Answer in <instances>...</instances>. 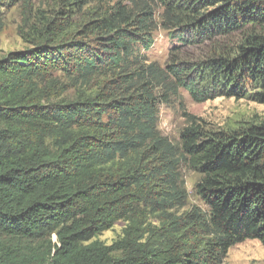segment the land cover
<instances>
[{
    "label": "trees",
    "instance_id": "1",
    "mask_svg": "<svg viewBox=\"0 0 264 264\" xmlns=\"http://www.w3.org/2000/svg\"><path fill=\"white\" fill-rule=\"evenodd\" d=\"M59 2L50 17L0 0V33L22 4L30 44L0 58V264H224L264 244V120L185 113L178 142L160 129L182 90L264 103V0ZM159 29L173 41L162 64L145 55ZM182 167L205 206L179 213ZM121 220V238L93 240ZM53 234L45 256L23 244Z\"/></svg>",
    "mask_w": 264,
    "mask_h": 264
},
{
    "label": "rangeland",
    "instance_id": "2",
    "mask_svg": "<svg viewBox=\"0 0 264 264\" xmlns=\"http://www.w3.org/2000/svg\"><path fill=\"white\" fill-rule=\"evenodd\" d=\"M32 4L34 9H43L50 17L56 16V12L63 9L59 0H32ZM23 11L22 4L4 10V26L0 33V58L10 52L26 50L30 47L24 36L25 19ZM86 13L74 16L76 26L77 22L81 18H84ZM155 36L157 40L155 46L147 51L145 55L149 62L162 64L165 62L167 55L172 51L170 48L173 46V41L168 40L167 32L162 29H159L155 33ZM174 42L178 44V41ZM184 49L196 54L199 53L198 48L189 44ZM182 96L183 105L175 103L171 107L167 105L161 106L160 129L173 142L179 141L181 129L186 125L187 116L185 113L195 114L205 119L211 125L220 128L233 127L243 121L260 122L264 120V103L252 99L218 97L205 102H195L186 90H182ZM182 172L189 192V202L186 208L181 209L179 213L194 205L203 208L205 204L195 191V183L199 179V173L187 167H182ZM174 212H177V210H174ZM126 226V221H118L112 228L96 234L93 240H99L108 245L112 244L123 236ZM51 241L58 242L57 236L53 234L51 238L48 236H38L24 239L23 244L33 247L32 251L39 256H45L46 251L51 246ZM30 263L39 264V260L32 258ZM47 264H50V261ZM224 264H264V244L258 239H247L242 243L234 245L229 249Z\"/></svg>",
    "mask_w": 264,
    "mask_h": 264
}]
</instances>
